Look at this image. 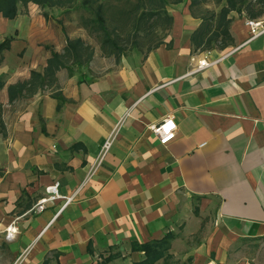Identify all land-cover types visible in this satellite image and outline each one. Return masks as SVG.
I'll return each mask as SVG.
<instances>
[{"label": "crops", "instance_id": "crops-1", "mask_svg": "<svg viewBox=\"0 0 264 264\" xmlns=\"http://www.w3.org/2000/svg\"><path fill=\"white\" fill-rule=\"evenodd\" d=\"M170 14L166 38L150 52L96 55L59 71L53 87L10 102L8 87L46 66H11L26 25L19 21L0 65V264H132L144 255L135 244L168 234L169 260L235 264L240 241L264 238V35L252 39L248 16L232 12L233 44L199 51L191 37L202 20L188 4ZM203 59L215 64L191 72ZM126 116L76 199L60 213L64 198L30 212L55 181L63 197L73 195ZM167 116L178 130L163 146L148 127ZM13 224L18 233L8 240Z\"/></svg>", "mask_w": 264, "mask_h": 264}, {"label": "trees", "instance_id": "trees-1", "mask_svg": "<svg viewBox=\"0 0 264 264\" xmlns=\"http://www.w3.org/2000/svg\"><path fill=\"white\" fill-rule=\"evenodd\" d=\"M184 3L188 4L194 16L202 20L191 37L192 45L199 51L225 50L233 44L230 33L232 12L246 14L249 19L260 18L264 14V0H0V15L13 20L19 15L20 7L29 4L43 9L83 10L89 16L84 15L81 24L89 34L96 36L102 54L119 59L128 55L125 54L123 42L134 50L147 52L162 44L163 40H155V36L159 31L168 32L173 24L168 7ZM13 41L14 37L8 36L0 42V65ZM45 49L50 52L46 66L42 70H32L28 80L10 85V102L53 87L59 71L65 69L73 73V67L81 68L95 57L94 47L82 38H69L62 52L50 45ZM5 85L6 76L0 74V92ZM53 96L59 101L57 110L60 111L63 98L59 93ZM4 131L0 116V133ZM172 238L168 234L158 241L135 244L134 251L144 255L140 261L132 264H157L160 261L167 264L172 259L169 253ZM111 259H106L105 264Z\"/></svg>", "mask_w": 264, "mask_h": 264}, {"label": "rangeland", "instance_id": "rangeland-1", "mask_svg": "<svg viewBox=\"0 0 264 264\" xmlns=\"http://www.w3.org/2000/svg\"><path fill=\"white\" fill-rule=\"evenodd\" d=\"M187 4V3H186ZM186 4L171 5L168 7L169 12L176 8H184ZM217 9V8H216ZM89 14L83 10L70 9H43L37 5L29 4L27 7H20V13L16 19L9 22L0 15V41L3 39V34L8 36L20 35V32L15 30L21 24L26 22L22 28L21 39L15 44L14 51L17 57L13 56L11 61L12 67L30 69L36 66L37 69L42 68L45 60L50 56V52L45 49L50 45L57 51L62 52L69 38H82L87 44L92 45L95 50V56H102L100 44L97 42L96 36L89 34L83 28L81 18ZM168 32H157L155 40H164ZM6 35V36H7ZM123 41H126L123 38ZM123 42L125 54L141 53L145 50H134ZM23 45V50H22ZM126 45V46H125ZM74 70L78 67H73ZM76 71V70H75ZM233 261L235 264H264V238L259 240H242L240 244L233 250ZM130 260V259H129ZM128 261V259H127ZM123 264V263H121ZM157 264H164L162 261ZM167 264H185L183 261L169 260Z\"/></svg>", "mask_w": 264, "mask_h": 264}, {"label": "built area", "instance_id": "built-area-1", "mask_svg": "<svg viewBox=\"0 0 264 264\" xmlns=\"http://www.w3.org/2000/svg\"><path fill=\"white\" fill-rule=\"evenodd\" d=\"M246 25L250 29L252 39H255L257 37L264 35V16L257 18V19L247 18ZM195 59H196L195 57L192 59L193 63L196 62ZM213 64H215V61H208L207 59H203L199 61L197 66H194L192 68L191 72L202 71L204 69L211 67ZM127 116L125 118L120 119L116 123L109 137L105 140V142L101 146V149L98 155L96 156L95 161L92 163V165L88 169L82 184L80 185L79 189L73 195L69 197H63L59 192L60 183L59 181H55L45 188V191H44L45 196L42 197L40 200H38V202L31 208L30 212L34 214H40L46 209L47 204L50 201H55L59 198H64V203L62 207L60 208L59 213L62 212L69 204H71L76 199L81 189L93 179V177L96 175V173L100 169L101 165L104 162L105 157L110 152ZM148 128L158 137L160 144L163 146L168 145L177 136L178 127H177L176 122L171 116H167L163 118L159 123L150 125ZM17 233H18V229L13 224L7 228L6 238L8 240H13ZM21 263H22V257L18 258L13 264H21Z\"/></svg>", "mask_w": 264, "mask_h": 264}]
</instances>
